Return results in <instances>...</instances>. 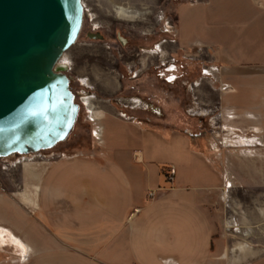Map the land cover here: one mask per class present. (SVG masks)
I'll return each mask as SVG.
<instances>
[{
	"label": "rangeland",
	"instance_id": "1",
	"mask_svg": "<svg viewBox=\"0 0 264 264\" xmlns=\"http://www.w3.org/2000/svg\"><path fill=\"white\" fill-rule=\"evenodd\" d=\"M191 1L196 0H82L85 12L81 34L61 60L80 105L76 125L69 138L52 150L27 159L19 155L0 158V181L6 182L7 189L6 193L0 189V196L19 205V169L25 164L77 154L99 155L107 150V121L161 124L166 118L161 106L179 100L184 107L181 112L199 135V150L225 184L211 198L209 210L221 224L228 250L235 244H245L264 253V63L243 64L242 56H232L229 62L218 48L206 44L179 50L177 24L184 36L206 43L232 24L230 19L220 21L207 7L186 3ZM255 1L264 7V0ZM121 10L136 18L118 16ZM242 27L236 28L238 34L245 32ZM90 33H99L102 38H90ZM228 34H233L231 29ZM230 37L220 41L227 42ZM232 53L238 52L232 49ZM173 59L183 66L180 70L184 77L168 85L158 73L163 63ZM146 104L161 108L162 116L146 109ZM119 127L114 125L115 133H119ZM161 130L147 129V151H165ZM172 145V157L179 164L185 163L190 144L184 138L179 143L174 138ZM186 164L181 173L188 174L194 166ZM168 166L162 163L157 167ZM203 170L207 172L208 168ZM168 183L162 175L161 184ZM4 240L0 242L6 246L0 249V264L18 262L14 249Z\"/></svg>",
	"mask_w": 264,
	"mask_h": 264
},
{
	"label": "crops",
	"instance_id": "2",
	"mask_svg": "<svg viewBox=\"0 0 264 264\" xmlns=\"http://www.w3.org/2000/svg\"><path fill=\"white\" fill-rule=\"evenodd\" d=\"M186 3L207 7L220 21L230 19L232 24L212 35L211 43L184 36L177 24L181 47L212 45L229 62L242 56L243 64L264 63L263 6L255 0ZM237 23L244 33H237ZM227 35L230 40L222 43ZM232 49L238 53L233 55ZM161 107L166 118L158 125L107 121V150L99 155L77 154L19 169V205L0 196V242L7 239L19 260L9 264H264L262 250L247 245L232 251L238 244L228 250L221 224L209 210L211 198L225 184L199 150V135L181 112L180 101ZM119 124L115 133L114 125ZM149 128L162 129L165 151H147ZM174 138L190 144L185 163L179 164L170 153ZM187 162L194 166L188 174L181 173ZM162 163L169 166L157 167ZM162 175L167 185L161 184ZM5 185L0 181L3 193ZM152 191L154 198L149 197Z\"/></svg>",
	"mask_w": 264,
	"mask_h": 264
},
{
	"label": "water",
	"instance_id": "3",
	"mask_svg": "<svg viewBox=\"0 0 264 264\" xmlns=\"http://www.w3.org/2000/svg\"><path fill=\"white\" fill-rule=\"evenodd\" d=\"M84 12L82 0H0V158L52 150L72 133L80 105L61 60Z\"/></svg>",
	"mask_w": 264,
	"mask_h": 264
},
{
	"label": "built area",
	"instance_id": "4",
	"mask_svg": "<svg viewBox=\"0 0 264 264\" xmlns=\"http://www.w3.org/2000/svg\"><path fill=\"white\" fill-rule=\"evenodd\" d=\"M179 50H183V47H181L180 45L178 46ZM168 60H166L167 62ZM169 63H163L162 64V67L163 70L159 71L158 73V77L159 79L163 80L166 84L168 85H174L176 84L178 81H181L182 78L184 77L183 73H181V68L182 70L184 69L182 65H178L174 59L172 62L168 61ZM160 69V68H159ZM138 75L135 76V78H137ZM194 86H197V83L196 85L194 84ZM80 96V95H79ZM139 103V102H138ZM85 105V104H84ZM146 109H149L151 108V110L153 111L154 114H156L157 116H162L161 112H160V108H157V107H153L149 104H146L145 106ZM123 116H127L126 114H123ZM32 155H36V154H32ZM29 156V155H28ZM22 157H26V156H22ZM175 174V171L172 170V173H171V179H173V175ZM156 195L155 191H153L152 193H150V197L151 198H154Z\"/></svg>",
	"mask_w": 264,
	"mask_h": 264
},
{
	"label": "bare ground",
	"instance_id": "5",
	"mask_svg": "<svg viewBox=\"0 0 264 264\" xmlns=\"http://www.w3.org/2000/svg\"><path fill=\"white\" fill-rule=\"evenodd\" d=\"M118 16L122 17V18H125V19H134L136 18V15L135 16H132L130 12H127V11H124V10H121L119 13H118ZM65 56V55H64ZM63 56V57H64ZM209 71V70H207ZM207 74V72H206ZM208 75V74H207ZM89 104V103H88ZM156 116V115H155ZM161 117V116H160ZM41 153V152H40ZM39 154V153H37ZM32 155V154H31ZM30 156V155H29ZM25 158V157H23ZM247 248V245L245 244H241V245H236V247H234V249L232 251L236 252V251H241L243 249Z\"/></svg>",
	"mask_w": 264,
	"mask_h": 264
},
{
	"label": "flooded vegetation",
	"instance_id": "6",
	"mask_svg": "<svg viewBox=\"0 0 264 264\" xmlns=\"http://www.w3.org/2000/svg\"><path fill=\"white\" fill-rule=\"evenodd\" d=\"M99 36H101L99 33H96V34L90 33V35H89L90 38H96V37H99ZM121 45H125V42L122 41Z\"/></svg>",
	"mask_w": 264,
	"mask_h": 264
}]
</instances>
